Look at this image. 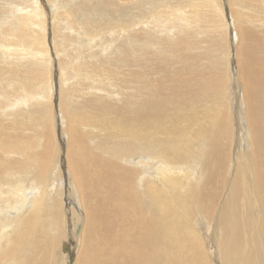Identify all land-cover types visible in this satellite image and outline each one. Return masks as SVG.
I'll use <instances>...</instances> for the list:
<instances>
[{"label":"bare ground","instance_id":"bare-ground-1","mask_svg":"<svg viewBox=\"0 0 264 264\" xmlns=\"http://www.w3.org/2000/svg\"><path fill=\"white\" fill-rule=\"evenodd\" d=\"M57 1L0 0V264H264V0Z\"/></svg>","mask_w":264,"mask_h":264},{"label":"rangeland","instance_id":"rangeland-1","mask_svg":"<svg viewBox=\"0 0 264 264\" xmlns=\"http://www.w3.org/2000/svg\"><path fill=\"white\" fill-rule=\"evenodd\" d=\"M59 1H62L63 2V0H59ZM77 3V1H80V0H69L68 2L71 4V5H73L74 6V3L75 2ZM121 1V0H120ZM123 1V0H122ZM121 1V5L123 6L124 4H126V2H122ZM127 1V0H126ZM56 2H58L57 0H56ZM61 2V3H62ZM71 2H74V3H71ZM117 2V1H116ZM76 3H75V5H76ZM124 3V4H123ZM128 3H129V1L127 2V5H125V7H124V9H127L129 6H128ZM59 4H60V2H59ZM113 6V7H112ZM117 7V8H116ZM61 7L59 6V15L61 16V13H62V11L60 12V9ZM113 8H115L116 10L117 9H119L120 8V6L118 7V6H116V4L115 5H109V9H105V10H114V11H116L115 9H113ZM56 9H58V7H56ZM79 12H80V10H79ZM106 12V11H105ZM93 16H94V14H92ZM91 15V16H92ZM96 16V15H95ZM115 19V18H114ZM59 20V22H58V24L60 25V24H62L64 21H62V18H60V19H58ZM60 20L62 21V22H60ZM47 23V22H46ZM230 46H231V44H230ZM150 52L151 50H147V52ZM233 54V49H232V47H231V55ZM146 55H148V53L146 54ZM149 57V56H148ZM134 68H137V67H134ZM144 68V67H143ZM143 68H141V69H143ZM56 83H57V80H56ZM62 150L64 151V149L62 148ZM200 219H201V221H200ZM194 221V222H193ZM201 222H203V223H201ZM191 223H193L192 225H194L195 226V224H196V226L200 229V231H204L205 230V225L204 224H206L205 222H204V220H203V218L202 217H197L196 219H194V220H192V222ZM200 227H199V226ZM203 227V228H202ZM202 229V230H201ZM79 232V231H78ZM210 247L211 248H213L212 247V245H210ZM67 249V250H66ZM63 252H64V254H69L71 251H70V249H69V247H65L64 249H63ZM216 264H217V262H215Z\"/></svg>","mask_w":264,"mask_h":264}]
</instances>
